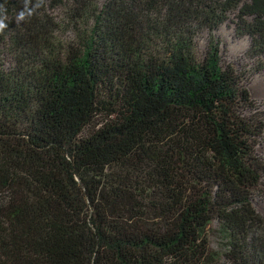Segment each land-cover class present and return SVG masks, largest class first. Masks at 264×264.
Here are the masks:
<instances>
[{
	"label": "trees",
	"instance_id": "trees-1",
	"mask_svg": "<svg viewBox=\"0 0 264 264\" xmlns=\"http://www.w3.org/2000/svg\"><path fill=\"white\" fill-rule=\"evenodd\" d=\"M0 5V264H264V0Z\"/></svg>",
	"mask_w": 264,
	"mask_h": 264
},
{
	"label": "rangeland",
	"instance_id": "rangeland-1",
	"mask_svg": "<svg viewBox=\"0 0 264 264\" xmlns=\"http://www.w3.org/2000/svg\"><path fill=\"white\" fill-rule=\"evenodd\" d=\"M229 18L230 20L219 26V28L214 31L213 34L219 41V47L221 48L223 61L232 63L241 74H244L249 78L246 86L249 90L250 97L257 102V105L264 113V56H262L261 59L255 58L252 61L245 57V54L248 52V48L251 46L252 40L249 39L247 35H239L234 29V18L232 16ZM197 37V45L199 50L204 51L206 39H208V33L202 32ZM260 64L262 65V69L260 71L256 70V67H260ZM256 152L261 158L264 159V133L262 141L256 148ZM255 207L259 214L264 215L263 200L257 202ZM209 239L211 246L215 248V237L209 236Z\"/></svg>",
	"mask_w": 264,
	"mask_h": 264
},
{
	"label": "clouds",
	"instance_id": "clouds-1",
	"mask_svg": "<svg viewBox=\"0 0 264 264\" xmlns=\"http://www.w3.org/2000/svg\"><path fill=\"white\" fill-rule=\"evenodd\" d=\"M44 0H37L35 5L31 4V0H24L23 10H21L16 17L17 22L26 21V19L33 16L35 11L41 7ZM31 5V6H30ZM7 19L6 15H4V7L0 5V32H2L8 25L5 23Z\"/></svg>",
	"mask_w": 264,
	"mask_h": 264
}]
</instances>
